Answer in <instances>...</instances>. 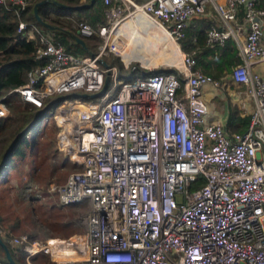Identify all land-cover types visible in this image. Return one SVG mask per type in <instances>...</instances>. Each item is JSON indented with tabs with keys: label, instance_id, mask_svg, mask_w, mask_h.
Segmentation results:
<instances>
[{
	"label": "built area",
	"instance_id": "1",
	"mask_svg": "<svg viewBox=\"0 0 264 264\" xmlns=\"http://www.w3.org/2000/svg\"><path fill=\"white\" fill-rule=\"evenodd\" d=\"M30 1L0 0L18 18L16 32L35 38L34 57L44 59L23 83L0 92V117L8 114L2 99L11 91L35 105L55 94L81 95L49 111L54 143L72 170L46 190L59 204L88 206L81 233L9 242H26V257L43 253L54 264H264V78L253 69L264 61V9L254 0H101L102 23L73 25L82 36L102 37L97 51L80 56L21 18ZM137 13L174 43L199 17L208 21L206 45L233 39L241 62L229 77L251 102L244 130L207 120L202 87L215 89L218 78L193 67L192 50L177 49V72L137 73L125 60L128 41L117 27ZM137 29L147 34L139 22ZM105 53L120 58L122 72L102 59ZM104 81L99 95L82 96ZM198 176L203 182L193 188Z\"/></svg>",
	"mask_w": 264,
	"mask_h": 264
},
{
	"label": "trees",
	"instance_id": "2",
	"mask_svg": "<svg viewBox=\"0 0 264 264\" xmlns=\"http://www.w3.org/2000/svg\"><path fill=\"white\" fill-rule=\"evenodd\" d=\"M37 1L40 0H31L22 12H26V18L29 21L51 31L67 51L80 56H89L96 51L99 40L94 35L95 33L82 36L75 32L73 25L70 28L66 27L69 24L65 22L73 24L67 19L70 15H73L76 21H83L94 29L103 21V6L101 0H93L91 5L76 9L62 5H73L78 0H43V2L36 5L35 11L40 21L36 19L33 12V5ZM254 6L264 9V0H254ZM16 21L17 18L4 7L3 3H0V92L5 88L23 83L26 80L27 72L32 67L44 63L43 58L34 57L35 45L37 43L35 38H27L24 34L16 32ZM42 22L51 24L53 28L49 29L45 27L42 25ZM207 24L208 21L205 18H195L193 22L185 27L184 34L178 42L183 51H193L195 60L194 68H198L201 72L213 77L224 76L230 73L233 66L241 62V58L231 38H226L222 44L206 45L204 41V29ZM72 35L82 39V44L76 42ZM94 41L96 42L94 43ZM261 41L262 35L260 37ZM131 75L133 74L129 73V76ZM76 97H81V95L72 92L55 94L46 97L41 105H35L30 101L23 100L16 91H11L3 97L2 101L8 109V114L5 117H0V186L2 184H8L9 175L16 169V165L22 160L25 154V148L20 147L21 143H28L29 147L36 144L32 136L35 132L41 131L44 126V117L41 118V115L47 110L50 111L58 103L59 98L72 99ZM48 103L51 104L44 110V113L40 111ZM248 118V114L239 116L231 112L228 114L225 129L228 131H242L246 127ZM28 133L30 134L28 135ZM63 157L67 160L66 156ZM202 182L203 177L198 176L191 185L194 188ZM32 186L29 184L27 193H24L22 190L19 192L26 196H36L32 191L35 190L32 189ZM55 199L57 200L56 196ZM80 204H85V201L65 204L63 206L70 205L71 207H78ZM0 222L5 224L1 218ZM34 234L35 232L32 231L28 236ZM28 236L27 238L29 239L30 237ZM0 239L5 243L15 262L26 264L21 257V253H24L22 246L19 247L17 244H11L4 233H0ZM0 255V263L8 264L1 246ZM40 255L42 257L45 256L43 253H40Z\"/></svg>",
	"mask_w": 264,
	"mask_h": 264
},
{
	"label": "rangeland",
	"instance_id": "3",
	"mask_svg": "<svg viewBox=\"0 0 264 264\" xmlns=\"http://www.w3.org/2000/svg\"><path fill=\"white\" fill-rule=\"evenodd\" d=\"M87 2L88 0H78V2L73 5H80ZM74 17L75 16L70 15L67 18L73 24L65 22L69 24L66 27L70 28L72 25L76 27L80 20L76 21ZM133 28L135 31H139L137 26ZM125 34H127V32ZM142 34L140 46H133L131 43H128V47L142 48L140 55L144 52L147 62L150 61L152 64L148 65L149 67L144 66L139 60L129 57L128 60H130V64L133 65V67H136L137 73L150 72L160 68H172L177 72L175 67L181 68V55L179 52H176L178 60L170 65L165 62L167 42L173 43V41L164 38V40L158 42L149 33L145 34V32H143ZM94 35H96L99 40L97 43L100 44L102 41L101 35L99 33H95ZM126 38L124 37V39L128 41L127 35ZM144 41L145 43L142 45ZM95 42L96 41H94V43ZM175 44L180 52H185L180 47L179 42ZM97 49L98 47L96 51ZM137 51L138 50L135 49L131 50L133 53ZM102 59L105 62L116 63L117 67L122 72L120 68L122 65L121 60L116 55L105 53ZM227 75H230V73ZM6 90L7 88L2 91ZM61 100L62 98H59L58 102ZM43 122L44 126L42 130L35 132L32 136L36 143L35 145L29 147L28 143H21L20 147L25 148V154L22 160L16 165V169L9 175L8 184H2L0 186V218L3 219V222L6 224L0 222V233H4L7 240L9 237L25 235L26 242H41L45 241L47 238H67L81 233L83 229L80 215L87 210L88 202L85 201V204H80L78 207H71L70 205L63 206L55 199L54 192L46 190L49 184L60 185L63 183L67 174L72 170V166L63 157L65 155L54 143L56 128L52 120L51 112L47 113ZM29 134L30 133H28V135ZM29 184L35 187V190L32 191L36 196H26L19 192L22 190L24 193H27ZM18 187H20V189H18ZM32 231H34L35 234L28 236ZM26 235L30 237V240ZM26 242H21L19 244L10 243L17 244V246L21 247ZM37 253L38 252L26 257L27 251L24 250V253H21L22 260L26 264H54L53 261L48 258V255L44 254L47 256L44 258L45 256L42 257L40 253Z\"/></svg>",
	"mask_w": 264,
	"mask_h": 264
},
{
	"label": "crops",
	"instance_id": "4",
	"mask_svg": "<svg viewBox=\"0 0 264 264\" xmlns=\"http://www.w3.org/2000/svg\"><path fill=\"white\" fill-rule=\"evenodd\" d=\"M262 43L264 45V21L262 25ZM253 69L264 78V61L258 62ZM230 75L218 76L215 89L206 84L202 87L203 99L206 102L208 121L221 122L226 127L228 114L233 112L236 115H247L251 102L245 97L242 86L234 83Z\"/></svg>",
	"mask_w": 264,
	"mask_h": 264
},
{
	"label": "bare ground",
	"instance_id": "5",
	"mask_svg": "<svg viewBox=\"0 0 264 264\" xmlns=\"http://www.w3.org/2000/svg\"><path fill=\"white\" fill-rule=\"evenodd\" d=\"M138 22L141 24V26H143V31L145 29H147V33L152 35L155 40H157L158 42L161 40H164V38L166 36L164 31L160 27H158L157 25H155L152 22H150L149 20H147L143 15L137 13L132 18V22L124 21L123 23H121L117 27L118 32H120L123 36H124V33L127 32V34H125V35H127V37H128V43L129 44L131 43L133 46H140L141 45V38H142L143 34L139 31H135V29L133 28L135 26H138ZM144 43H145V41L143 42L142 45H144ZM132 49H135L138 51L133 53V52H131ZM141 50H142V48L128 47L125 49V51H123L122 55H124L126 57L125 60H128L129 57H133V58L139 60L140 62H142L143 63L142 65H144V66H148V65L152 64L150 61L147 62V58L144 56V52H142V54L140 55ZM176 52L178 53L176 44L174 42L173 43L167 42V50L165 53L166 54L165 55L166 56L165 62H167L168 65H170L173 62H175L176 60H178V55L176 54Z\"/></svg>",
	"mask_w": 264,
	"mask_h": 264
},
{
	"label": "water",
	"instance_id": "6",
	"mask_svg": "<svg viewBox=\"0 0 264 264\" xmlns=\"http://www.w3.org/2000/svg\"><path fill=\"white\" fill-rule=\"evenodd\" d=\"M92 1H93V0H89L87 3H82V4H80V5H62V6H64V7H69V8H72V9H76V8H79V7H82V6H88V5H91V4H92ZM41 2H43V0L37 1V2L33 5V12H34V15H35V17H36V19H37L38 21H40V19H39V17L36 15V12H35V11H36V5L40 4ZM42 25H44L45 27H47V28H49V29L53 28V26H52L51 24H48V23H44V22H42ZM72 36H73V35H72ZM73 39H74L76 42L82 44V39H80L78 36H73ZM105 85H106V84H105V81H104V83H103V85H102V87H101V89H100L99 91H97V92H92V93H90V94H84V93H82V96H83V97H90V98L96 97L97 95H99V94L103 91ZM49 104H50V103H48V104H46L45 106H43V107L41 108L40 111H42V112L44 113V110L47 109V108L49 107ZM41 117H42V115H41ZM0 246H1L2 249H3L4 257H5V259H6V261H7L8 264H20V263L15 262V261L12 259V256L10 255V253H9V251H8V249H7V247H6V245L4 244V242H3L1 239H0Z\"/></svg>",
	"mask_w": 264,
	"mask_h": 264
},
{
	"label": "clouds",
	"instance_id": "7",
	"mask_svg": "<svg viewBox=\"0 0 264 264\" xmlns=\"http://www.w3.org/2000/svg\"><path fill=\"white\" fill-rule=\"evenodd\" d=\"M12 15H13L14 17H16L14 14H12ZM26 16H27V15H26V12H24V13L21 14V18H24L25 20H28V19L26 18ZM16 18H17V17H16ZM17 19H18V18H17ZM16 24H17V21H16ZM63 99H64V98H62V100H63ZM59 102H60V101H59ZM50 104H51V103H50ZM50 104H49V106H50ZM57 104H58V103H57ZM57 104H55V105H57ZM55 105H54V106H55ZM54 106H53V107H54ZM48 111H49V110H47V111L42 115V117L45 118V117H46L45 115H47ZM42 117H41V118H42ZM43 120H44V119H43Z\"/></svg>",
	"mask_w": 264,
	"mask_h": 264
}]
</instances>
